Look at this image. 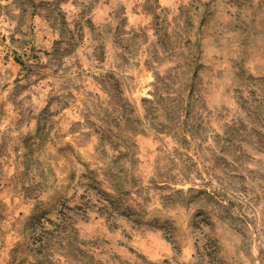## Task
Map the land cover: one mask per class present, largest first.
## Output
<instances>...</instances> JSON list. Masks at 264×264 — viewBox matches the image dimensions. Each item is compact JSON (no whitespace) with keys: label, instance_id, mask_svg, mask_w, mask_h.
Instances as JSON below:
<instances>
[{"label":"rangeland","instance_id":"1","mask_svg":"<svg viewBox=\"0 0 264 264\" xmlns=\"http://www.w3.org/2000/svg\"><path fill=\"white\" fill-rule=\"evenodd\" d=\"M0 264H264V0H0Z\"/></svg>","mask_w":264,"mask_h":264},{"label":"trees","instance_id":"2","mask_svg":"<svg viewBox=\"0 0 264 264\" xmlns=\"http://www.w3.org/2000/svg\"><path fill=\"white\" fill-rule=\"evenodd\" d=\"M97 194H100V191ZM102 198H103V202L104 203H108V200L106 199L105 196L102 195ZM61 216H62V211H58L57 214H56V216H55V219H49V218L48 219H45L44 217L38 218L37 219V223H41V224H40V227L37 229L38 230L37 234H39V235L41 234L42 235L46 231H49L48 226L50 225V221L55 222Z\"/></svg>","mask_w":264,"mask_h":264}]
</instances>
